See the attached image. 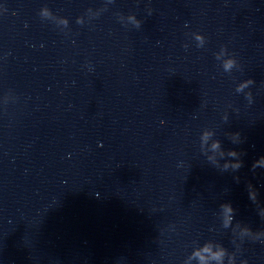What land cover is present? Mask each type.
<instances>
[{"label": "water", "instance_id": "95a60500", "mask_svg": "<svg viewBox=\"0 0 264 264\" xmlns=\"http://www.w3.org/2000/svg\"><path fill=\"white\" fill-rule=\"evenodd\" d=\"M0 264H264V0H0Z\"/></svg>", "mask_w": 264, "mask_h": 264}]
</instances>
